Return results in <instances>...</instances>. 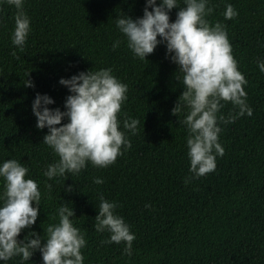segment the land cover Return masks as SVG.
<instances>
[{
  "label": "trees",
  "instance_id": "obj_1",
  "mask_svg": "<svg viewBox=\"0 0 264 264\" xmlns=\"http://www.w3.org/2000/svg\"><path fill=\"white\" fill-rule=\"evenodd\" d=\"M226 4L234 6L235 18H224ZM209 6L207 19L225 25L247 80L252 115L220 124L224 154L216 158L215 171L186 184L192 174L181 121L188 109L172 114L183 91L177 66L163 44L146 61L125 43L112 48L123 40L115 19L142 17L145 0H24L31 31L22 52L10 39L16 9L0 0V162L24 163L41 191L37 220L18 241L32 231L46 239L44 230L58 222L56 210L65 203L74 211V226L85 233L83 264H264V73L257 68V59H264V0H209ZM177 11L169 12L170 22ZM109 67L128 85L121 129L124 119L139 121L136 133H128L131 148L107 168L88 164L79 175L48 180L43 172L58 157L42 142L47 129L35 127V94H47L54 100L48 107L63 111L69 92L58 83L61 77ZM235 111L228 103L220 114ZM96 177L104 183H93ZM68 185L73 191H65ZM101 194L117 203L115 211L135 234L131 256L123 243H103L109 234L93 227ZM7 264H21L20 257ZM24 264H42L40 253Z\"/></svg>",
  "mask_w": 264,
  "mask_h": 264
},
{
  "label": "clouds",
  "instance_id": "obj_2",
  "mask_svg": "<svg viewBox=\"0 0 264 264\" xmlns=\"http://www.w3.org/2000/svg\"><path fill=\"white\" fill-rule=\"evenodd\" d=\"M7 3L16 9L11 43L22 52L31 31L30 18L24 11V0H7ZM174 8L178 11L175 20L170 22L169 12ZM212 12L209 0H145L142 17L120 15L115 19L123 40L113 42L114 50L125 43L134 57L146 61V56L163 44L166 56L177 66L180 76L176 79L181 80L183 91L172 114L176 115L182 107L188 109L181 121L187 131V157L192 174L185 178L186 184L215 171L216 158L224 154L219 142L220 124L252 115L244 90L247 80L238 70L225 25L211 24L207 19ZM237 15L232 4L225 5L226 20ZM257 68L264 73V59H257ZM58 83L69 92L63 111L48 107L54 100L47 94L36 93L31 105L35 127L47 129L42 142L58 157L47 165L43 175L52 180L79 175L88 164L97 168L111 166L131 148L128 133L134 135L139 124L137 119L127 118L123 120V129L120 127L118 116L128 99V85L113 75L110 67L79 72L67 79L61 77ZM24 85L34 87L31 80H25ZM228 103L236 111L225 117L220 110ZM64 120L67 122L61 123ZM28 173L29 168L19 160L0 162L3 182L0 186V264H7L17 256L24 264L37 251L42 264H83L81 250L87 243L85 233L74 226V211L65 203H60L56 210L58 222L44 230L46 239L32 231L18 241L21 231L30 229L36 222L41 206L38 183ZM93 183L104 181L96 177ZM46 187L51 190L52 185ZM65 191H73L72 185ZM117 207L116 202L106 200L101 194L93 227L96 232L109 234L103 243H123L124 254L131 256L135 234L115 211ZM145 208L150 205L145 204Z\"/></svg>",
  "mask_w": 264,
  "mask_h": 264
}]
</instances>
